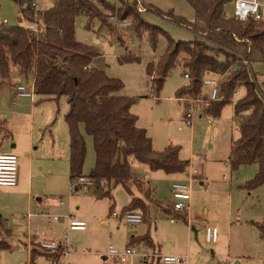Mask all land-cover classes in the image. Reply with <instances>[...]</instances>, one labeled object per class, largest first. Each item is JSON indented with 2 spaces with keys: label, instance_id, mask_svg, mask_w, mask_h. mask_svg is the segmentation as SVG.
I'll list each match as a JSON object with an SVG mask.
<instances>
[{
  "label": "rangeland",
  "instance_id": "374dc122",
  "mask_svg": "<svg viewBox=\"0 0 264 264\" xmlns=\"http://www.w3.org/2000/svg\"><path fill=\"white\" fill-rule=\"evenodd\" d=\"M104 1L114 7L113 14L104 10L107 24L102 25L94 20L87 27L86 18L78 16L75 22L76 40L98 52L99 56L94 59L92 64L94 68L104 71L108 76L119 79L123 83V88L116 95L135 100L130 111L137 117V122L142 126L139 128L146 131L157 150L162 151L168 145L177 146L179 158L189 162L185 173H178L171 178H167L166 174L161 171L153 174L146 166L134 163V171L138 175L147 173L151 178L145 182L154 188V198L163 208H167L173 203L170 192L173 182L186 181L189 183L191 199L188 203L187 214L182 213L187 220L188 218L192 220L189 223V228L192 226L195 230L194 232L190 229L189 248H187L186 236L180 229L185 225V222L182 219H175L171 223V215L165 214L155 205H151L149 208L150 221H143L139 225L129 227L149 228L150 237L159 242L162 251H166L167 245L170 244H173V247L178 246L181 249L180 253L183 254L179 257L186 259L187 262L186 255L188 254L190 264H264V239L260 238L256 227L250 224V221L261 222L264 219V184L253 191H247L243 187L256 175L258 167L251 164L240 166L237 170L232 171L230 167L224 166L229 158L231 140L239 136L240 119L235 117L233 106L244 97L245 90L243 88L239 90L237 100L229 102L222 109L219 118H213L207 114L199 117L197 113L192 125H185L181 104L172 99L176 98L175 91L185 83L181 65L177 64L170 71L157 97L148 92L151 88V78L146 73V66L148 63H156L164 54L167 46L165 36L159 35L156 47L152 49L146 33L141 37L135 36L131 30L133 25L131 18L125 21L128 23L127 27L123 29L119 27L117 11L124 9L125 5H131L132 1ZM33 3L36 4L33 7L35 11L47 10L53 5L51 0H34ZM136 9L144 21L158 26L174 41L194 39V34L191 31L165 19L154 11L172 12L174 16L191 22L194 18V11L185 0H141V4L137 1ZM224 12L227 16H232L233 5L231 2L225 4ZM3 19L7 21L8 27L25 25L19 21V7L14 0H0V22ZM128 53L138 57L139 61L120 63L119 59ZM251 70L254 75L253 82L264 92V63L252 64ZM31 82V79L28 81L12 80L14 86L23 84L27 88H30ZM0 83L5 82L0 80ZM4 85V88L0 89V107L6 104L0 109V120H5L13 127L16 118L15 111L11 108L14 91H10V87ZM203 90L207 92L206 88ZM21 100L24 102L19 105L18 111L27 117L26 114L30 112L29 105L32 104L29 99L19 98L16 101L21 102ZM39 100V96L36 95L35 103ZM35 107L32 116L33 126L35 132L38 131L37 127H40V132L35 134L34 146L37 145L38 149L34 150L33 172L39 178H34V185L42 189L43 186L48 187L51 184L54 178L43 179L44 173L55 172L57 176H61L60 180L64 186L56 187L60 191L64 190V202L70 206L75 204L80 206L79 212L85 213L84 218L89 223L86 232H69L67 234L71 246L74 244L77 246L75 248L77 254L68 253L69 255L61 259V264H122L109 256L107 257V248L112 246L123 249L127 244L108 226L98 225L95 222L97 219H107L111 202L103 199L97 204H93L91 197H93L94 190L90 184L85 189L86 191L72 189L73 180L69 179L68 168V134L63 120V112L67 110L65 98L62 97L55 102L43 101L37 103ZM51 116L55 122L50 128L48 125L52 121ZM26 117L21 116V120H26ZM26 130L28 128H21L17 134L19 146L25 144L27 147ZM83 135L86 143V158L82 174L87 176L94 165L95 155L91 137L84 133ZM1 137L5 139L2 133L0 139ZM6 142L5 140L4 144ZM24 156L19 161L18 167L26 173L29 167V161L26 158L30 155L25 153ZM53 165H56L54 170H52ZM193 170L196 171L195 175L190 174ZM202 171L203 176L201 175ZM192 176L194 180L189 182ZM223 176H226L227 181H224ZM199 177H203L207 181L202 184V181H198ZM1 189L10 190L8 188ZM134 193L141 197L137 191ZM113 197L116 209H121L129 203V196L121 187H117L113 191ZM10 202L9 196L0 194V215H2L4 223L8 220L6 224L11 231L9 236L2 235L0 232V237L3 236L12 246L11 251L0 252V264H52L49 260L38 257L30 263L27 248L18 242V240L25 239L24 236L27 234L28 218L26 215L28 213L21 206L14 209L18 211H14ZM39 212V210H35L36 214ZM38 220L46 225L45 219ZM206 226L217 228V243H206L204 236ZM64 233L62 230L61 237ZM41 235V233L37 234L38 237ZM228 235L230 236L229 240ZM138 249L146 251L143 248ZM167 252L172 253L173 250ZM149 253L156 252L154 249H149ZM247 256L249 258H246ZM133 259L136 261L135 264H145L138 257Z\"/></svg>",
  "mask_w": 264,
  "mask_h": 264
},
{
  "label": "trees",
  "instance_id": "16d2710c",
  "mask_svg": "<svg viewBox=\"0 0 264 264\" xmlns=\"http://www.w3.org/2000/svg\"><path fill=\"white\" fill-rule=\"evenodd\" d=\"M14 1L19 7V21L34 23L43 30L35 36L21 25H0V80L9 83L14 72L24 77L32 76L35 95L43 100L65 98L70 180L84 176V132L92 139L95 155L94 165L85 177L96 200L111 202L110 213L115 208L113 191L121 187L130 198L122 212L138 211L142 222L150 221L149 208L155 205L171 215L172 220L182 219L187 224L185 215L175 213L170 206L163 208L154 198V188L134 171V163H137L151 172L183 173L187 165L178 157L179 148L168 145L162 151L153 149L151 139L137 126V117L130 111L135 100L116 95L123 83L94 68L92 61L99 56L98 52L75 38L78 16L86 18L87 27L94 20L106 25L104 10L113 14L114 7L104 0H56L47 10L35 11L34 0ZM131 1V5H123L124 9L117 11L118 20L123 22L131 18V30L135 36L146 33L152 49L156 47L159 35L165 36L167 41L160 59L146 66L152 95H159L177 64L182 66L183 75L187 74L192 81L188 87L175 91L176 99L201 93V79L206 75H226L220 90L222 100L204 110L213 118H219L222 109L229 104L236 84L245 90L244 97L233 106L235 117L240 119L239 136L231 140L228 163L232 171L240 166L257 165L256 175L243 186L247 191L257 189L264 184V92L253 82L251 66L264 63V20L259 23L251 20L239 22L227 16L224 6L231 0H185L194 11L191 22L174 16L172 12L154 10L194 34L191 41H174L161 28L144 21L138 15L137 1ZM138 61L139 58L130 53L119 59L120 63ZM232 68L235 71H231ZM1 133L3 137L10 135L0 122ZM253 225L264 239V219ZM130 243H144L155 248L149 232L132 237ZM11 250L12 246L0 238V252ZM62 253L61 246L55 251L34 247L29 253V261L32 263L36 257L43 256L57 264Z\"/></svg>",
  "mask_w": 264,
  "mask_h": 264
},
{
  "label": "crops",
  "instance_id": "0c3cea01",
  "mask_svg": "<svg viewBox=\"0 0 264 264\" xmlns=\"http://www.w3.org/2000/svg\"><path fill=\"white\" fill-rule=\"evenodd\" d=\"M94 61V60H93ZM92 61V64H93ZM26 80L28 81V79H31V83L33 84V77L32 76H28V77H24L21 76L17 73H12L11 77H10V82L7 83H0V89L4 88L3 86H5L4 84H6L7 86L10 87V91H14V100L11 102V105L13 108V110L15 111V115L16 118L14 119V123H13V127L10 126L8 123H6L5 120H0L1 123H3V127L4 129L10 134L9 137H5V139H3L1 137L0 139V150L5 151V152H12L14 154H16L19 158V161L21 159H23L25 156V153H27L28 156L26 159L29 161V167L28 170L26 171V173L23 172V170H21L20 167H18V180H17V185L13 188H8L10 190H4L1 189L0 190V194H6L7 196H9L11 198V208L14 210L17 207H22V209L24 208L25 211H27L28 214H30V217H26L27 219V225H28V229H27V234H25L23 240H18L19 243H22V245L27 248V254L29 257V253L31 251V249H33L34 247H39V244L43 241V240H61V232L62 230L65 232L66 230V224L65 222H58V221H53L52 219H50L49 217L52 215H66L69 212H74L75 215L82 221H84L86 223V229L84 231H70V232H75V233H83L86 232L88 230V225L89 223L87 222V220L84 218L85 213H81L79 212L81 207L80 206H76V204L74 206H70L67 205L64 200H63V196L65 195L64 190L58 189L56 186L58 185H62L64 186V184L61 182L60 178L61 176H57V174L54 172L52 174L49 173H44L43 174V179H47L50 177H53L54 180L51 182V184L48 185V187H44L41 189V187H37V185H34V178H39L38 175H35L33 172V156L35 154V149L37 150V145L34 146L35 144V134H38L37 132L40 130V127H37V132H35L34 126H33V119L32 116L34 114V110H35V105L37 103L43 102V101H47V102H53V100H43L42 97L39 96L40 100L37 101V103H35V97L36 95H34L33 100L29 99V102H31L32 105H29L30 107V112L27 115V117L21 113H19L18 109H19V105L23 104L24 100H21V102L16 101L19 98H23V99H28V98H24V97H16L15 93H16V87L17 86H21L23 84H18L17 86H14L12 84V80ZM25 86V85H24ZM31 86V85H30ZM26 87V86H25ZM26 89H30L27 88ZM151 89V88H150ZM150 89H149V93H150ZM205 92V91H204ZM174 100L177 101L176 98H172ZM55 102V101H54ZM6 104V103H5ZM3 104V105H5ZM30 104V103H27ZM2 105V106H3ZM2 106L0 107V109L2 108ZM66 112V110H64ZM65 112H63V120H64V114ZM199 117H202L205 113L204 112H200L198 113ZM21 116H23L24 118L26 117V120H21ZM52 120V116L50 118ZM30 120V122H29ZM50 120V121H51ZM55 121L52 120L48 126L53 125ZM48 123V122H45ZM65 123V122H64ZM138 127H142L141 125H139V123H136ZM66 126V124H65ZM28 128V130H26L25 136L27 137V147L24 145L19 146V139L17 138V134L19 133V130L22 128ZM67 129V127H66ZM40 132V131H39ZM50 132V130H49ZM83 132V131H82ZM84 133V132H83ZM68 134V132H67ZM51 135V134H49ZM7 141L6 144H4V141ZM152 141V140H151ZM152 147L155 151H159L157 150V148L153 145V141H152ZM69 156V155H68ZM178 157H179V153H178ZM180 159V158H179ZM181 161L186 163V168L185 171L187 169V167H189V162L188 161H184L182 159H180ZM18 161V163H19ZM225 167H229V163L228 161L224 163ZM56 167V165L52 166V170H54ZM69 168V167H68ZM185 171L183 173H185ZM160 172V171H158ZM187 173V172H186ZM153 174H157L156 172H153ZM182 174V173H180ZM203 176V171L202 174ZM85 176V175H84ZM140 177L144 176L145 181L151 179L147 173H139ZM167 178H171L176 176V174H169L166 175ZM225 177V179H224ZM70 179V178H69ZM224 181H227L226 176H223ZM71 181V180H70ZM198 181H202V184L205 183L207 180L203 177H199ZM80 191V190H79ZM86 191V190H85ZM50 198H59L63 201V204H59L56 202H52L49 199ZM93 199V204H97L98 201L101 200H96L94 197H91ZM130 199V198H129ZM103 200V199H102ZM171 207V206H170ZM35 210H39L40 212L38 214L35 213ZM74 210V211H71ZM14 211H18V210H14ZM33 211V212H32ZM113 212H117V213H122V208L121 209H114L112 211ZM138 212V211H136ZM1 213H3L1 211ZM41 213H45L48 216H44L41 215ZM17 215V214H16ZM22 215V214H19ZM9 217V216H8ZM45 219L46 220V225H43V223H41L38 219ZM192 220L188 218L187 220V224H185L184 226H182L180 229L182 231V233L186 236L187 239V248H189V241H190V234L191 231H194V228L191 226L189 228V223ZM6 223L8 222V220L5 221ZM95 222L98 225H103V226H108L111 230H113V232H115L120 238L123 239L124 243H126L128 245H133L136 248H143L146 250V252H149V247H147L144 243H130V239L132 237L137 238L140 236H143L144 234H146L147 232H149V228H141V227H129V226H135V225H139V224H134V225H123L122 223L116 221L115 219H113L111 217V213H109V215H107V219H97L95 220ZM170 222L173 223L174 220H172L170 218ZM258 222V221H257ZM4 223L2 221V215H0V232L1 234H7L8 236L10 235V228L8 229L7 224ZM142 223V222H141ZM140 223V224H141ZM254 221H250V224H253ZM122 228V229H121ZM38 233H41L42 235L40 237L37 236ZM69 233V232H68ZM6 235V236H7ZM0 238L5 239L3 236H1ZM153 244L155 245L154 251L158 254H171V255H175V256H183V254L180 253L181 249H179V247H173V244L167 245L166 247V251H162L161 250V245L159 244V242H157L155 239H153L152 237H150ZM230 239V236L228 235V240ZM218 241V240H217ZM69 243V242H68ZM217 243V242H216ZM230 243V241H229ZM215 244V243H214ZM73 245V244H72ZM125 246V247H126ZM77 246L74 244V246H71V243H69V249L66 251H63L62 256L59 258V261L57 264H61V259L65 258L66 255H69L71 253L73 254H77V251L75 250ZM173 250L172 253L167 252L168 250ZM69 253V254H68ZM213 254V252H212ZM185 256V255H184ZM187 256V262L183 263V264H190L189 263V257L188 254ZM108 257V256H107ZM229 257V256H228ZM244 257V256H243ZM38 258H45L43 256H38ZM246 258H249V256H247ZM46 259V258H45ZM105 259V258H104ZM48 260V259H47ZM135 264L136 261H134V259L130 260L129 262L125 263V264ZM217 264V263H216ZM220 264V263H218Z\"/></svg>",
  "mask_w": 264,
  "mask_h": 264
},
{
  "label": "built area",
  "instance_id": "2783aa9c",
  "mask_svg": "<svg viewBox=\"0 0 264 264\" xmlns=\"http://www.w3.org/2000/svg\"><path fill=\"white\" fill-rule=\"evenodd\" d=\"M56 1V0H51ZM140 2L141 0H136ZM233 5L232 17L239 21L245 22L251 20L255 23H259L264 20V0H231ZM36 6L35 3L32 5ZM1 26H7V21L5 19L1 20ZM128 26L125 21L120 22L119 27L121 29ZM25 29L32 35L37 36L42 32L43 28H38L34 23H26L24 25ZM231 71H235L234 68ZM184 76L185 83L182 87H188L192 79L187 75ZM226 75H206L201 79L202 91L201 93L193 96H184L177 99L181 104V108L184 112V123L187 126H191L195 114L202 113L211 104L219 102L222 100L221 96V84L225 81ZM207 89L204 92L203 89ZM242 88L240 84H236L234 90L229 98V102H234L239 96V90ZM150 94L152 90L150 89ZM16 97H24L30 100L34 98V82L31 84L30 89H26L24 85L16 87ZM18 161L19 158L16 154L12 152H5L0 150V188H13L17 185L18 180ZM191 175H195L196 171L190 172ZM189 175V173H188ZM146 177L144 176V179ZM225 179V177H224ZM194 180L192 176L189 182ZM89 180L85 176H79L72 182V189L75 191L85 190L89 185ZM170 192L173 199L171 209L178 214L186 213L188 210V203L191 199V187L186 181H176L170 186ZM52 202L63 204V201L59 198H50ZM41 215L48 216L45 213ZM30 217V214L27 215ZM111 217L116 221L122 223L123 225H134L140 224L142 222V215L139 212H122L111 213ZM53 221L65 222L66 230L61 240H43L39 246L43 250L55 251L59 246H61L63 251L69 249V243L67 239V234L70 231H84L86 229V223L78 219L74 212H70L63 216L52 215L49 217ZM205 241L208 244H214L218 240V230L213 226H206L204 228ZM107 256L116 260L119 263L125 264L133 258H140L142 263H148L153 261L154 264H183L186 259L179 256L170 254H158L149 253L146 251H139L133 245H128L123 249L113 248L109 246L107 248Z\"/></svg>",
  "mask_w": 264,
  "mask_h": 264
}]
</instances>
